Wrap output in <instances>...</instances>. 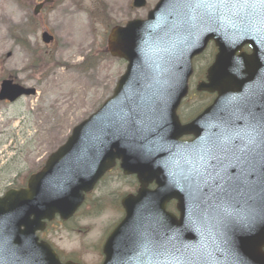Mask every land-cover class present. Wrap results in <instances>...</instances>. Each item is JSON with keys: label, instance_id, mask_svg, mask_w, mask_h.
<instances>
[{"label": "water", "instance_id": "1", "mask_svg": "<svg viewBox=\"0 0 264 264\" xmlns=\"http://www.w3.org/2000/svg\"><path fill=\"white\" fill-rule=\"evenodd\" d=\"M210 41L220 53L198 91L218 97L182 125L192 59ZM245 46L252 54L236 55ZM108 50L128 62L114 97L0 199V264H62L36 233L56 214L70 219L117 159L141 188L123 201L103 264H264V120L249 107L264 105V0H161L147 21L114 28ZM34 94L7 80L0 100ZM172 199L179 219L165 211Z\"/></svg>", "mask_w": 264, "mask_h": 264}, {"label": "rangeland", "instance_id": "2", "mask_svg": "<svg viewBox=\"0 0 264 264\" xmlns=\"http://www.w3.org/2000/svg\"><path fill=\"white\" fill-rule=\"evenodd\" d=\"M44 1L0 0V83L11 76L37 90L14 104L0 102V197L38 172L71 131L112 96L126 62L107 54L108 33L116 25L146 19L159 0H147L142 9L134 8L133 0H51L35 16ZM44 30L54 36L50 46L41 41ZM212 51L194 61L190 96L179 111L185 121L211 100L195 87ZM134 192V179L115 169L76 217L65 225L55 221L40 238L63 260L101 264L106 235L123 217L117 204ZM97 199L104 203L101 210L91 208Z\"/></svg>", "mask_w": 264, "mask_h": 264}]
</instances>
